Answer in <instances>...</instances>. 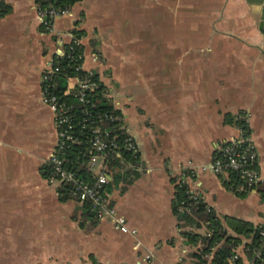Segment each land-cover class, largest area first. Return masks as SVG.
Segmentation results:
<instances>
[{
	"label": "crops",
	"instance_id": "0c3cea01",
	"mask_svg": "<svg viewBox=\"0 0 264 264\" xmlns=\"http://www.w3.org/2000/svg\"><path fill=\"white\" fill-rule=\"evenodd\" d=\"M261 28L264 0H74L50 33L35 0H0V264L190 263L194 247L180 234L190 227L171 211L183 169L195 171L188 185L219 219L264 222L256 190L238 196L225 187L228 173L206 168L244 114L264 186ZM75 32L83 69L103 85L136 147L135 162L123 166L130 171L105 185L133 233L89 216L73 197L61 200L62 185L41 175L56 135L40 76L58 39ZM150 38L161 46L156 55H147ZM166 43L172 55H163ZM235 253L250 264L243 243Z\"/></svg>",
	"mask_w": 264,
	"mask_h": 264
},
{
	"label": "built area",
	"instance_id": "2783aa9c",
	"mask_svg": "<svg viewBox=\"0 0 264 264\" xmlns=\"http://www.w3.org/2000/svg\"><path fill=\"white\" fill-rule=\"evenodd\" d=\"M66 0H51L45 5L35 2V10L40 21V25L45 32H53V22L59 16L70 15V6ZM58 39V38H57ZM57 54L53 60L41 72L40 76V95L41 100L52 112L53 127L56 139L54 145L47 155L46 165L50 168V174L46 177L48 182H55L65 186L67 194L81 203H86L96 219H106L111 222L113 228L120 232L133 233L134 230L128 229L124 219L119 215L110 203L105 189L107 178L103 173L105 169V159L109 156H119L121 147L116 141L117 136L122 135V148L128 152H135L136 147L133 140L126 133L123 118L120 113H102L97 115L98 121L106 120L110 123L108 127L100 125L91 128V136L88 139L90 156L85 164V170L89 179L78 175L74 169L66 166L63 152L72 144L79 143V139L73 132L74 124L69 114L71 104H68L63 96L71 95L79 102L93 106L98 82L93 78L89 70L82 67L83 55L80 52L74 55L71 51L74 47L81 46L79 39L70 36L67 42L58 39ZM66 57L74 65L76 75L68 77L62 95H55L50 90L48 81L52 74L58 71V58ZM105 96V92L102 91ZM246 123L244 114H240ZM235 137L224 140L216 151L212 154L206 168L212 173H235L242 180L248 191H255L257 186L262 184L256 169L257 153L247 134L241 129ZM98 164L99 171L94 173L95 166ZM195 176L192 169H183L176 176L177 185H185L187 197L192 201L201 199L199 193L191 189L188 180ZM181 208L189 209V202L181 203ZM208 208L209 206L206 205ZM264 223V222H263ZM262 243L255 252L261 264H264V228L259 231ZM149 255H145L148 257ZM235 257V255L233 256ZM251 261V260H250ZM254 264V262H251Z\"/></svg>",
	"mask_w": 264,
	"mask_h": 264
},
{
	"label": "trees",
	"instance_id": "16d2710c",
	"mask_svg": "<svg viewBox=\"0 0 264 264\" xmlns=\"http://www.w3.org/2000/svg\"><path fill=\"white\" fill-rule=\"evenodd\" d=\"M51 0H35L42 5H45ZM74 0H66L68 4H72ZM264 33V28H261ZM76 38L78 33L75 32ZM81 46L74 47L71 54L80 52ZM58 60V71L51 75L48 85L51 92L55 95H62L65 88V82L68 77L76 75L73 63L66 57H60ZM98 82L96 94L90 97L93 99V106L79 102L71 95L63 96L68 104H71L69 114L74 124L73 132L79 139V143L70 145L63 152V158L66 160V166L71 167L75 172L85 179H89V175L85 170V164L91 154L88 139L91 136V128L97 125L108 127L110 123L106 120L98 121L96 117L102 113H118L108 102L107 98L102 94L103 85L98 81L96 76L92 75ZM236 126L241 129L244 134H247V126L241 118L235 117ZM122 135L116 137V141L121 147L119 156H109L105 159L104 173L111 176V180L107 181L115 184L118 179H123L130 168H123L125 163L133 164L136 160V153L128 152L122 148ZM228 173V181L225 182V187L233 190L238 196H242L247 192V188L239 177L233 172ZM50 174V168L44 164L41 167V175L47 177ZM62 187V188H61ZM58 189L59 198L61 200L67 198V190L65 186ZM238 188V189H237ZM237 189V190H236ZM256 191L261 199H264V186L258 185ZM190 204L189 209L181 208V203ZM85 211L89 216H93L92 211L86 203ZM171 211L175 215L178 225H188L180 231L185 243L190 244L194 249L189 253L190 263L187 264H240V257L235 253L237 246L243 243V254L247 259H252L254 264H261L259 258L255 256V252L262 243V238L259 231L264 228V223L253 224L247 220L230 217L224 215L219 219L214 211L199 199L192 201L187 197L185 185H175L173 197L171 200ZM202 229L203 233H198L196 230ZM247 240V241H244ZM235 255V257H233ZM264 255V254H263Z\"/></svg>",
	"mask_w": 264,
	"mask_h": 264
},
{
	"label": "rangeland",
	"instance_id": "374dc122",
	"mask_svg": "<svg viewBox=\"0 0 264 264\" xmlns=\"http://www.w3.org/2000/svg\"><path fill=\"white\" fill-rule=\"evenodd\" d=\"M150 40H151V43L148 44L147 55H156V52H158L161 49V46L159 44H156L155 43L154 38H152V39L150 38ZM136 47H138V45L131 44V46L129 48H132V49L135 48V50L138 53V48H136ZM170 47H171V43H166V44L163 45V53H164L163 55H172V52H171V48ZM183 47L186 49L187 48V45H185V44H182L181 45V55H182V50H183L182 48ZM237 253L240 254V252H237ZM249 260H251V261H249V263L252 264L251 263L252 262V259L250 258Z\"/></svg>",
	"mask_w": 264,
	"mask_h": 264
}]
</instances>
